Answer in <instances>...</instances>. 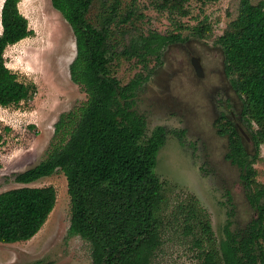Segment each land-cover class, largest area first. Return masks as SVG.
Segmentation results:
<instances>
[{
  "label": "rangeland",
  "instance_id": "1",
  "mask_svg": "<svg viewBox=\"0 0 264 264\" xmlns=\"http://www.w3.org/2000/svg\"><path fill=\"white\" fill-rule=\"evenodd\" d=\"M118 1L93 0L86 21L108 30L109 76L121 87L137 85L133 109L146 118L148 132L157 125L167 129L155 167L166 182L161 212L167 216L177 202L193 196L207 212L221 249L227 212L233 209L232 229L242 230L256 209L247 200L239 168L225 159L227 137L219 136L214 125L219 112H226L239 127L253 157L255 179L264 184V145L254 147L240 119L242 101L230 90L222 49L215 42L236 18L240 0H189L186 15L158 9L151 0ZM18 7L32 34L8 45L3 56L18 80L35 83L36 91L17 106H0V192L24 186L14 180L15 174L46 157L58 117L86 100L83 87L70 78L76 45L69 23L50 0H20ZM204 24L210 31L204 37L192 33ZM169 33L181 34L182 41L161 45L153 39ZM189 57L199 62L204 77L191 71ZM49 185L56 200L46 222L28 240L0 243V264H91L89 244L68 235L71 202L63 172L58 169L28 184ZM165 239L155 264H199L187 240L172 230Z\"/></svg>",
  "mask_w": 264,
  "mask_h": 264
},
{
  "label": "trees",
  "instance_id": "2",
  "mask_svg": "<svg viewBox=\"0 0 264 264\" xmlns=\"http://www.w3.org/2000/svg\"><path fill=\"white\" fill-rule=\"evenodd\" d=\"M19 1L3 0L0 10L3 107L17 106L36 91L35 83L18 80L3 56L8 45L32 34ZM50 1L73 30L76 56L69 73L83 87L86 100L58 117L46 157L15 174L14 180L24 186L0 192V243L28 240L46 222L55 204V189L28 184L59 169L71 202L68 235L89 244L91 264H155L168 230L187 240L199 264H264V184L255 179L253 157L233 120L221 113L214 125L218 134L227 137L226 158L239 167L256 215L244 229L233 230V209L228 211L220 249L207 212L193 196L177 202L167 216L161 212L166 182L155 174V167L168 132L162 125L148 132L145 117L133 109L137 85L121 87L109 76L108 30L86 21L93 0ZM187 1L151 0L158 9L179 15L187 14ZM209 32L206 24L192 31L199 37ZM153 39L161 45L182 41L181 34L174 33L155 34ZM215 40L223 51L230 87L242 101L240 119L258 149L264 145V0L256 4L240 0L236 18Z\"/></svg>",
  "mask_w": 264,
  "mask_h": 264
},
{
  "label": "flooded vegetation",
  "instance_id": "3",
  "mask_svg": "<svg viewBox=\"0 0 264 264\" xmlns=\"http://www.w3.org/2000/svg\"><path fill=\"white\" fill-rule=\"evenodd\" d=\"M222 53H223V51H222ZM75 56H76V54H75ZM221 58H224V55L223 54H221ZM75 58V57H74ZM189 59V64H190V68H191V71H195L196 72V74L199 76V77H204V73H203V70H202V68H201V65L199 64V62L198 61H193V58L192 57H189L188 58ZM74 60V59H73ZM222 60H224V59H222ZM195 63V64H194ZM229 86H230V84H229ZM230 90L232 91V89H231V87H230ZM233 92V91H232ZM135 98V97H134ZM134 101H135V99H134ZM134 106V105H133ZM221 113H223V114H225L227 117H228V115L226 114V112H224V111H222V112H219V114L217 115V116H219ZM146 119V118H145ZM235 123V122H234ZM146 124H147V121H146ZM235 126L237 127V125L235 124ZM237 129L239 130V127H237ZM217 134H218V132H216ZM239 133H240V130H239ZM241 134V133H240ZM219 136H226V135H220V134H218ZM217 135V136H218ZM228 141V140H227ZM243 142V141H242ZM244 144V143H243ZM228 151V150H227ZM226 154H227V152H226ZM226 154H225V159L226 160H228V161H230L231 162V160H229V159H227L226 158ZM234 164V163H233ZM234 165H236V164H234ZM237 166V165H236ZM238 167V166H237ZM239 168V167H238ZM240 170V169H239ZM239 179H240V174H239Z\"/></svg>",
  "mask_w": 264,
  "mask_h": 264
},
{
  "label": "bare ground",
  "instance_id": "4",
  "mask_svg": "<svg viewBox=\"0 0 264 264\" xmlns=\"http://www.w3.org/2000/svg\"><path fill=\"white\" fill-rule=\"evenodd\" d=\"M3 2V1H2Z\"/></svg>",
  "mask_w": 264,
  "mask_h": 264
}]
</instances>
